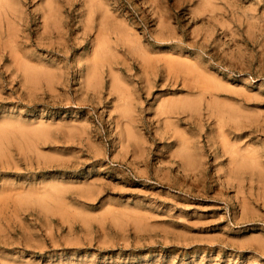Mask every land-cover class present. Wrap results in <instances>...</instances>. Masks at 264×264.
Segmentation results:
<instances>
[{
    "label": "rangeland",
    "instance_id": "obj_1",
    "mask_svg": "<svg viewBox=\"0 0 264 264\" xmlns=\"http://www.w3.org/2000/svg\"><path fill=\"white\" fill-rule=\"evenodd\" d=\"M16 1L18 52L52 80L0 42V264H264V0H100L135 46L96 92L99 10L88 34L87 0Z\"/></svg>",
    "mask_w": 264,
    "mask_h": 264
},
{
    "label": "bare ground",
    "instance_id": "obj_2",
    "mask_svg": "<svg viewBox=\"0 0 264 264\" xmlns=\"http://www.w3.org/2000/svg\"><path fill=\"white\" fill-rule=\"evenodd\" d=\"M87 1H89V7H88V13H87L88 17L83 22V29L86 30L88 34H89V31L93 29L92 20H93V15L96 12V9L99 10V13H100V17L98 16L99 21H98L97 34L95 35L94 50L88 59L87 69H86L87 70L86 79H85V88L87 89V91L89 90L92 92H96L98 91L100 87V79H101V73H102L101 69L103 65L105 64V62L108 60L107 57L109 53L111 55L112 53L111 51H114L116 50V48H120V47L123 49V46H127V47H130V49H132L135 46L134 45L135 40H134L133 32L127 29L128 28L127 26L121 23L114 22L115 17L113 15L111 16L108 8L104 6L102 1L100 0H87ZM46 8L44 10H41V13H40L43 19L42 20L43 27H44L43 35L44 33H48V34L54 33L55 34L57 32L58 33L57 35L59 36L60 39L61 38L65 39V37H67L69 33L61 29L62 23H65V22H62L63 17L57 12L56 7L52 4L51 1H48ZM21 27L22 29H26V24H24V14L22 10L20 9V6L17 3V1L16 0H0V42L2 41L3 48L4 49L7 48L10 52V55L14 57V60H16V64H17L16 67L17 69L21 70L23 74V78H25L26 81L29 79L31 80L33 78L35 79L39 75H43L46 81L51 82L52 75L50 72L42 69L41 67L38 68L36 66L29 65L27 61L23 59V56L19 54L18 39L20 38L19 29H21ZM51 35L53 36V34ZM136 51L138 52L139 50L136 49ZM146 57H144V59ZM147 59L148 58H146V60ZM109 70L110 71L113 70L112 65H109ZM148 71L149 70L144 68V73H148ZM112 81H113L112 86L114 87L115 91L118 93V97L119 98L123 97V107H124L123 110L124 111L122 114L123 116H126L127 109L125 107H127L126 106L127 101L125 100V96L127 93H130V92L124 87L123 83L120 81L117 75L112 74ZM174 86L176 85L174 84ZM193 87L196 89H199L201 86L196 84V85H193ZM174 103L175 102H171L170 105L173 106L175 105ZM220 120L223 121V118H220ZM128 123H130V121ZM7 127L9 126L7 125ZM19 129L20 127L18 126V130ZM25 132L26 130L21 135H26L27 132L26 133ZM7 133H8V129L6 128V124H0V151L4 149L3 143H4L5 138L7 137ZM128 136H130L129 132H128ZM223 140H224V144H226L227 142L226 137ZM230 147H231L232 154H234L235 150L233 149V146H230ZM225 150L228 151V149H225ZM232 154H231V161L236 162V156ZM181 156L184 159V161H187V163L191 162L192 158L190 156H187V155H181ZM239 164L242 165V163H239ZM56 190H58V188H56ZM44 196H46V198H48L49 201L52 200L53 198L49 194H45ZM55 197L56 195H54V198Z\"/></svg>",
    "mask_w": 264,
    "mask_h": 264
}]
</instances>
